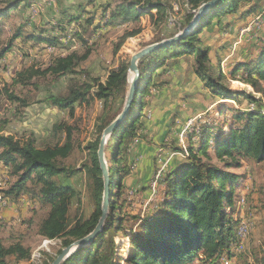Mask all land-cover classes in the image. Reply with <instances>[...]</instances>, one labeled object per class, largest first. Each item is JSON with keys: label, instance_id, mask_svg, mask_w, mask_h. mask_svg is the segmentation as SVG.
<instances>
[{"label": "trees", "instance_id": "1", "mask_svg": "<svg viewBox=\"0 0 264 264\" xmlns=\"http://www.w3.org/2000/svg\"><path fill=\"white\" fill-rule=\"evenodd\" d=\"M210 1L212 0H187L190 10L184 15L183 23L179 26L180 31L190 24L199 8ZM95 2L96 0H85L84 7L93 6ZM262 4L264 0H218L204 10L198 24L190 33L169 46L153 50L138 61L136 94L126 117L114 129L105 148V151L107 148L110 151L107 162L110 198L105 225L91 245L75 251L61 264H118L120 260L121 264H191L198 256H202L205 261L217 262L224 252L230 253L232 247L238 245V222L233 221L226 210L234 203L236 191L240 190L239 186L244 177L228 169L240 167L242 158L256 163L264 161V109L260 106L259 99L249 91H232L223 84L225 75L213 71L209 64L210 48L203 43L200 34L212 22L222 26V29H228L235 22L252 16ZM33 5V0H0V32L11 14L21 16L24 10H29ZM81 6L78 5L83 8L81 13L89 15L83 17L82 24L89 28L95 17ZM241 6H244L242 11ZM97 7L100 20L95 30L129 22L136 23L142 16H151L153 10L165 20L167 13L172 10L162 0H104ZM81 13L63 10L49 29L30 33L25 31L27 27H31L30 15H22V22L14 27L12 35L1 48L0 58L14 48V42L18 39L31 41L36 45L60 44V39L65 38L72 24L81 25ZM227 16H233L232 21L226 20L221 25L223 18ZM138 32L139 27L120 36L113 48V54L116 55L126 39ZM73 36L83 42L80 34L75 32ZM257 50L247 61L233 65L228 73L235 78L242 71L239 79L254 92H259L260 84H264V38L260 39ZM88 54L86 52L79 56L72 51L53 59L43 74H51L57 78L70 75L71 79L67 81L64 92L50 94L44 102L55 109L67 111L69 118H72L75 106L87 103L90 100V91L96 85L94 96L103 108L99 117L102 124L99 128L101 134L123 107L128 87L129 61H120L108 72L103 83L98 79H92L91 83H81L73 76L77 74V68L87 59ZM180 58H186L190 62L194 75L202 81L204 88L212 96L220 97L218 115L224 116L229 112L231 117L225 123V131L219 134L210 129L207 122L198 123L196 129L193 128L196 131L192 134L198 139L201 138L199 145L195 149L189 147L187 158L164 172L158 180L163 187L157 201L152 205L153 208L141 217H131L135 221L133 227H129L124 224L120 209L113 200V197L120 196L122 178L131 173V161L129 163L126 160L125 154L139 140L144 139L143 130L146 126L142 125L141 116H145L147 106L143 98L151 89L164 91L168 83L160 81V78L169 71L168 65L178 62ZM14 83L24 86L28 81L19 73ZM234 102L239 106L246 102L248 106L231 108L229 104ZM73 130L74 127L64 121L54 123L49 142L42 147L36 146L31 135L16 138L0 131V165L6 169L10 179L9 187L1 192L0 198L17 201L29 193L30 203L38 200L48 205L49 210L38 226V234L47 240H61L62 248L85 237L95 228L100 217L103 189L96 156L98 146L91 145L86 148L87 164L83 168L86 167L85 173L91 182L94 210L86 220L78 219L70 223L68 211L74 190L56 183L54 178H69L77 173V169L63 163L74 150ZM77 148H80L79 145ZM209 148L213 149L219 161L223 158L228 160L224 169L202 161ZM29 181L40 185L36 192L33 189L28 190ZM113 188L115 193H112ZM119 235L127 241L126 256L123 259H118L116 253L115 239ZM59 253L60 251L56 256ZM6 257H15L17 262L26 261L29 250L20 243L9 247H3L0 243V264H5ZM54 258L46 264H51ZM258 262L264 264V256Z\"/></svg>", "mask_w": 264, "mask_h": 264}, {"label": "rangeland", "instance_id": "2", "mask_svg": "<svg viewBox=\"0 0 264 264\" xmlns=\"http://www.w3.org/2000/svg\"><path fill=\"white\" fill-rule=\"evenodd\" d=\"M33 1L36 5L31 8L33 12L26 11L32 16L33 28L27 27L26 33L49 29L59 18L60 11L70 9L72 5L76 4L82 5L81 7L85 5V0ZM45 1L55 2L47 4ZM162 1L168 3L172 8L167 13L165 20L152 11L151 16L142 17V20L139 19V23L129 22L96 32H92V28H87L84 23H81L77 28L71 30L70 27L68 28L65 38L60 39L58 47L45 46L42 48L38 45L33 46L31 41L18 39L14 42V48L11 50L13 55L5 62L0 63L1 133L11 134L16 138L31 135L35 139L36 146L42 147L49 142L50 130L54 123L64 121L74 127L72 131L74 150L63 163L65 166L77 169V173L69 178H54L56 183L69 186L74 190V197L68 211L70 223H74L78 219L86 220L94 210L91 182L85 173L86 167L83 168V165L87 164L86 148L91 145L98 146L97 143L101 135L99 128L102 126L99 117L103 108L94 96L95 85L90 91V100L75 106L74 117L69 118L67 111L60 114L58 111L62 110L52 109L53 107L44 100L50 94L64 92L71 76L57 78L51 74L43 73L54 58L67 55L72 51H75L79 56L89 52L87 59L80 63L77 74L73 78L81 83H91L92 79H98L103 83L108 72L120 61H129L132 55L145 47L169 39L180 32L179 26L183 23L184 15L190 10L187 0ZM82 9L77 7L72 10V13L80 14ZM240 10H244V6H241ZM22 15L12 16L11 14V17L4 22L0 32V50L12 35L14 27L22 22L24 17ZM88 16L86 14L84 18ZM232 18L233 16L223 18L221 25L226 20L232 21ZM251 21L259 22L251 27ZM239 22L234 23L236 26L228 36L221 35V27L212 22L211 26L200 34V38L210 48L209 64L213 71L225 75L223 84L232 91H249L259 99L260 106L264 109V84H260L259 92H254L251 87L239 79L242 76V71L235 78L228 74L233 65L247 61L258 51L259 41L264 38V4L260 5L252 16ZM137 27H139L138 34L126 39L117 54L114 55L113 48L119 37ZM75 32L82 36L83 42L73 36ZM168 68L169 76L165 74L160 78V81H167V86L170 87L168 91L161 92L151 89L150 93L143 98L147 108L144 112L145 116H141V123L151 126L152 134L142 140L146 145H150L151 158H145L142 152L141 156L133 154L132 148L126 152V160L129 163L131 161V173L121 180L120 196L113 197L116 207L120 209L123 216L124 224L129 227H133L135 221L131 217H141L153 208L152 205L157 201L163 187L158 180L161 179L164 172L178 162L184 161L187 158L189 147L195 149L199 145L201 138L198 139L194 136L195 134H192L196 131L195 127L198 123L207 122L208 127L219 134L225 131V123L231 117L229 112L224 116L218 115L220 97L212 96L204 88V84L194 75L190 62L186 58H180L178 62L169 64ZM19 73L22 78L28 81V84L23 86L21 83H14ZM9 95L12 96L9 97ZM229 106L245 108L248 104L242 102L239 106L237 102H234ZM157 124L160 127L156 129ZM77 145H79V149ZM206 153L207 156L202 157V161L220 169L225 168L224 164L228 161L226 158L219 161L215 157L213 149L210 148ZM109 158L110 151L107 148L105 151L106 163ZM240 162V167L228 169V171L244 177V180L241 181L240 190L236 191L237 197L234 203L226 210L229 217L238 222L236 228L238 245L232 247L230 253L224 252L217 262L205 261L202 256H198L191 264H227L225 261H229V264H258V261L264 256V161L256 163L251 159L242 158ZM4 171L0 165L1 196V192L9 187L8 172ZM131 175L133 180L130 178ZM27 187L28 190L33 189L36 192L40 185L37 186L34 181H29ZM115 191L113 188L112 193ZM21 198L28 203L23 206L18 201L7 199V206L0 208V243L3 247L20 243L29 250V258L26 261L17 262L15 257H6L4 263H49L50 259L56 257L57 252L62 249L61 240H47L38 234V226L46 216L49 206L38 200L30 203L29 193ZM242 222L244 234L243 232L239 234V231L242 230ZM242 234L243 237H241ZM115 243L118 259L125 258L126 238L119 235L115 239ZM121 263L120 260L118 264Z\"/></svg>", "mask_w": 264, "mask_h": 264}, {"label": "water", "instance_id": "3", "mask_svg": "<svg viewBox=\"0 0 264 264\" xmlns=\"http://www.w3.org/2000/svg\"><path fill=\"white\" fill-rule=\"evenodd\" d=\"M218 0H212L204 5H202L193 20L190 22V24L180 31L178 34L175 36L169 38V39H164L158 43L151 44L144 49L140 50L139 52L135 53L134 55L131 56L129 60V66H128V87H127V92L125 95L123 107L118 114V116L106 127L103 129L100 139L98 142V147H97V162H98V168L101 173V180H102V196H101V202H100V217L97 221V224L95 228L90 232L88 235L85 237L74 241L70 245L62 248L60 250V253L54 258L51 264H61L65 259H67L72 253L75 251L91 245L93 239L102 231L105 221L108 216V210H109V198H110V192H109V174H108V168H107V163L105 160V145L110 138L111 134L113 133L114 129L124 120L128 113V109L130 107V104L132 103L134 96L137 91V83H138V78H139V71L137 68V63L138 61L147 55L148 53L152 52L153 50H156L160 47H165L169 46L172 43L178 41L181 39L184 35L190 33L193 28L198 24L199 18L204 12L206 8L209 6L213 5L215 2Z\"/></svg>", "mask_w": 264, "mask_h": 264}, {"label": "crops", "instance_id": "4", "mask_svg": "<svg viewBox=\"0 0 264 264\" xmlns=\"http://www.w3.org/2000/svg\"><path fill=\"white\" fill-rule=\"evenodd\" d=\"M106 1V0H105ZM54 2L55 1H53L51 4H54ZM102 2H104V0H102V1H97L96 0V2H95V4L93 5V6H87V7H84L85 8V11H87V12H89V13H91L95 18H94V22H93V24L89 27V28H92V32H94V31H98V30H100V29H97V30H95L94 28L96 27V25H97V23L99 22V10L97 9L98 7V4H100V3H102ZM78 5L79 4H76V5H72V7H70V9H66V11L67 12H73L72 10H74V9H77V7H78ZM33 7H36V5H35V2H34V5H33ZM32 8V7H31ZM31 8L29 9L30 10V12H31ZM29 10H24L23 11V13L22 14H25V15H27V14H29V13H27V12H29ZM65 10V9H64ZM27 11V12H26ZM153 11H155V10H153ZM61 12V11H60ZM30 15V14H29ZM85 15L86 14H84V15H82L81 16V19L79 20V23H82V18L83 17H85ZM142 17H147V16H142ZM142 17H140V19L142 20ZM32 16L30 15V26L33 28V23H31L32 21ZM238 23H240V22H238ZM126 24H128V23H126ZM237 24V23H236ZM75 25V26H74ZM74 25H71L70 26V30L73 28H77L78 27V24H74ZM123 25H125V24H123ZM115 26V25H114ZM118 26H120V25H118ZM236 25L234 24V25H232V26H230L228 29H222V26H220L221 27V35H225V36H228V34L231 32V30L235 27ZM111 26H107V27H105V28H101V30L102 29H104V30H107V29H109ZM55 34V33H54ZM74 34V33H73ZM56 35V34H55ZM221 35H219V36H221ZM38 45V47H42V48H44L45 47V45L44 44H37ZM60 44H58V45H56L57 47L59 46ZM33 46H36V44H34ZM13 55V52H11V51H9V52H7L2 58H0V63H2V62H5L6 60H7V58H9V57H11ZM167 76H169V74H170V72L169 71H167L166 73H165ZM170 87L169 86H167V87H165L163 90L165 91V92H167L168 91V89H169ZM52 109H55V108H52ZM60 114H63L62 112H64V111H58ZM146 126V125H145ZM158 127H160L158 124L156 125V129L158 128ZM159 130V129H158ZM152 134V129H151V126H146L145 127V129L143 130V136H144V138H147L149 135H151ZM7 135H11V134H7ZM140 141V143L138 142L136 145H135V147H133L132 148V153L133 154H137V155H139V156H141L142 154H143V156L145 157V158H149L151 155H152V150H151V147H150V145H146L145 144V142H143V140L141 139V140H139ZM141 152H142V154H141ZM151 158V157H150ZM145 162V161H144ZM147 162V161H146ZM145 162V163H146ZM4 170H6L5 168H3V171ZM146 170V169H145ZM5 173H6V171H4ZM132 177V175L130 176V178ZM8 179H9V177H8ZM10 180V179H9ZM131 180H133L132 178H131ZM131 183H132V181H131ZM21 199V198H20ZM19 200V199H18ZM17 200V201H18ZM16 202V201H15ZM26 205V204H25ZM24 206V205H23Z\"/></svg>", "mask_w": 264, "mask_h": 264}, {"label": "built area", "instance_id": "5", "mask_svg": "<svg viewBox=\"0 0 264 264\" xmlns=\"http://www.w3.org/2000/svg\"><path fill=\"white\" fill-rule=\"evenodd\" d=\"M45 2L47 4H49V3L51 4L52 3V2H48V1H45ZM31 12H33V11H31ZM259 21H260V19H259ZM259 21H251L250 26L251 27L255 26L257 24V22H259ZM186 127H187V125H186ZM186 129H188V128H186ZM162 168H161V170H162ZM159 174H160V172H159ZM18 203L21 204V205H24V204H27L28 202L25 199L21 198V199L18 200ZM7 204H8L7 198H5V197L4 198H0V208L7 206ZM240 232H243V234H244L243 222H242V230H240ZM225 262L227 264H229V261H225Z\"/></svg>", "mask_w": 264, "mask_h": 264}, {"label": "bare ground", "instance_id": "6", "mask_svg": "<svg viewBox=\"0 0 264 264\" xmlns=\"http://www.w3.org/2000/svg\"><path fill=\"white\" fill-rule=\"evenodd\" d=\"M241 228V227H240ZM247 230V229H246ZM239 234H240V231H239ZM244 235L242 234L241 237H243Z\"/></svg>", "mask_w": 264, "mask_h": 264}]
</instances>
